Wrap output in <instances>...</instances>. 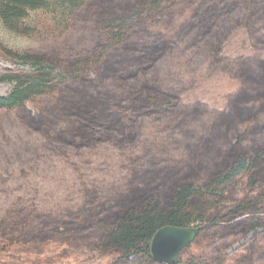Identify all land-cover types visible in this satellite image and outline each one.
<instances>
[{"label":"trees","instance_id":"16d2710c","mask_svg":"<svg viewBox=\"0 0 264 264\" xmlns=\"http://www.w3.org/2000/svg\"><path fill=\"white\" fill-rule=\"evenodd\" d=\"M61 1L79 34L10 53L61 80L8 73L0 107L36 144L3 154L0 249L55 242L129 264H224L250 235L231 263L264 264V0ZM43 6L0 0V23L12 31ZM237 28L251 50L224 55ZM217 72L239 81L223 109L183 101ZM33 95L52 99L32 113ZM19 153L29 163L14 165ZM164 226L196 228L172 263L150 253Z\"/></svg>","mask_w":264,"mask_h":264},{"label":"rangeland","instance_id":"374dc122","mask_svg":"<svg viewBox=\"0 0 264 264\" xmlns=\"http://www.w3.org/2000/svg\"><path fill=\"white\" fill-rule=\"evenodd\" d=\"M79 32L66 24V15L61 0H44L41 9L27 11L26 17L17 23L14 30L4 28L0 23V96H5L11 88L8 81L10 70L28 72L37 79L40 73L49 81L61 80L57 67L43 66L36 71L31 65L15 61L11 56L15 51L40 49L49 44H67ZM251 50L246 30L237 28L223 46V54L238 56ZM11 53V55H10ZM239 81L226 73L217 72L208 78L199 77L195 85L182 95L185 103L199 100L211 108L223 109L225 95L233 92ZM52 97L32 96L26 104L32 113L42 112V106ZM17 115L14 111L0 107V152L2 155L17 144L34 147L35 137L22 126H17ZM9 158L0 156V168L8 163ZM14 165L29 163L23 153L13 158ZM27 183V182H26ZM29 184V183H27ZM28 189L29 185H24ZM251 238L245 236L235 242L227 251L228 260L224 264H232L231 259L241 253V245ZM0 264H129L124 263L111 254H99L86 247H75L55 242L28 243L11 245L0 249Z\"/></svg>","mask_w":264,"mask_h":264},{"label":"water","instance_id":"95a60500","mask_svg":"<svg viewBox=\"0 0 264 264\" xmlns=\"http://www.w3.org/2000/svg\"><path fill=\"white\" fill-rule=\"evenodd\" d=\"M195 236L196 228L194 226H164L158 229L151 239V256L157 262H175L180 251L188 246Z\"/></svg>","mask_w":264,"mask_h":264}]
</instances>
